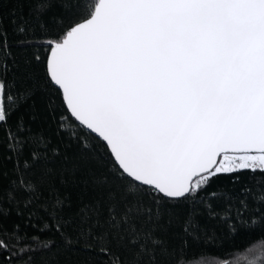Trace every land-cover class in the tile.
<instances>
[{"label":"snow or ice","instance_id":"6c2138e0","mask_svg":"<svg viewBox=\"0 0 264 264\" xmlns=\"http://www.w3.org/2000/svg\"><path fill=\"white\" fill-rule=\"evenodd\" d=\"M12 24L0 21V130L17 175L0 195L41 205L40 231L85 253L75 264H184L201 223L264 229V0H33ZM38 94L63 151L22 115L8 123ZM221 176L232 189L213 188ZM57 177L83 186L74 213ZM12 234L19 250L5 257L0 238V264L54 244ZM249 252L264 264V242Z\"/></svg>","mask_w":264,"mask_h":264},{"label":"trees","instance_id":"16d2710c","mask_svg":"<svg viewBox=\"0 0 264 264\" xmlns=\"http://www.w3.org/2000/svg\"><path fill=\"white\" fill-rule=\"evenodd\" d=\"M33 7V0H0V21L3 28L8 30L9 35L14 31L12 20L29 18L30 9ZM60 11L57 5H53L49 16ZM47 19V17H46ZM14 53L18 54V50L13 45ZM32 51H36L33 49ZM41 55L45 54L43 48L39 49ZM59 102V101H58ZM34 108L27 106L20 108L9 120V124L15 127L17 119L22 115L25 123L29 124L33 132L42 133L50 138L52 146H59L64 150L67 142L66 138L58 133L59 117L53 118V115L46 107V98L39 94L34 100ZM35 114V119H30V114ZM5 130H0V193H6L15 189L14 181L17 173L14 171L15 155L10 152L8 145L5 142ZM27 150H25V155ZM76 154V148L73 146L68 150L69 156ZM49 158H52L49 152ZM59 158H57L56 168L59 169ZM27 179L35 180L36 176L29 174ZM79 179V177H77ZM248 184L254 183L248 179L247 174L241 177ZM56 187L59 189L61 196H67L71 202V208L65 209V215L74 213L77 210L78 198L81 196L83 186L79 184L69 183L66 187H61L59 177L55 180ZM214 189L229 190L233 188L232 177L221 176L213 183ZM42 199H50L55 193L50 189L49 185H44ZM15 199L8 200L5 196L0 195V209H3L7 215L0 220V238L9 242V250L4 253V256H9L12 252H18L19 248L14 247L15 237L13 230L21 236L27 234L28 237L35 236L37 241L54 242L51 250L40 248L34 253H30L34 260V264H75L82 255L81 250L76 249L71 253H66L60 245L59 234L54 231L40 229L47 222V216L42 211L39 204H33L31 207H25L26 195L23 191L14 192ZM39 195V193H38ZM87 200V195L83 197ZM219 211V207H218ZM234 211V209H233ZM30 213L32 215H30ZM202 215L201 213H197ZM221 216L223 212L219 213ZM252 220H257V217H251ZM19 226L18 228L16 226ZM35 225V227H33ZM264 242V229L257 222L250 227H243L236 223L235 230L229 226L223 225L222 222L212 219L210 222L201 223L198 233H193L192 244L187 248L185 255L182 257L184 264H248L249 260L254 259V255L249 252L254 245ZM22 246V245H21ZM35 248V244H33ZM256 255H261L264 259V252H257ZM27 258V257H25ZM0 257V261H2ZM13 264H23L16 256H11ZM259 264V262H257Z\"/></svg>","mask_w":264,"mask_h":264}]
</instances>
